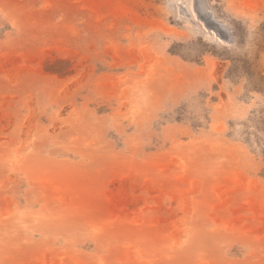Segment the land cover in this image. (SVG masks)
Listing matches in <instances>:
<instances>
[{"label": "rangeland", "instance_id": "obj_1", "mask_svg": "<svg viewBox=\"0 0 264 264\" xmlns=\"http://www.w3.org/2000/svg\"><path fill=\"white\" fill-rule=\"evenodd\" d=\"M0 264H264V0H0Z\"/></svg>", "mask_w": 264, "mask_h": 264}, {"label": "bare ground", "instance_id": "obj_2", "mask_svg": "<svg viewBox=\"0 0 264 264\" xmlns=\"http://www.w3.org/2000/svg\"><path fill=\"white\" fill-rule=\"evenodd\" d=\"M203 3H204V2H203ZM203 3H202V4H203ZM204 5H205V4H204ZM205 6H206V5H205ZM207 6H208V5H207ZM208 9H209V8H208ZM207 14H208V13H207ZM211 14H212V13H211ZM208 15H209V14H208ZM209 18H211V17H209ZM205 19H206V18H205ZM209 20H210V19H209ZM214 23H216V21H215ZM217 23H218V22H217ZM218 24H219V23H218ZM219 26H222V25H218V27H219ZM223 27H224V26H222V28H223ZM219 28H220V27H219ZM226 28H227V27H225V29H226ZM225 29H224V30H225ZM218 30H219V29H218ZM226 31H227V30H226Z\"/></svg>", "mask_w": 264, "mask_h": 264}]
</instances>
